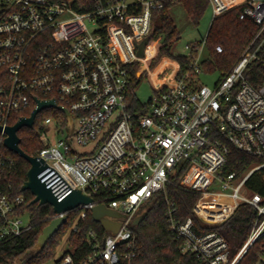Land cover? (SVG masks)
Instances as JSON below:
<instances>
[{
  "label": "built area",
  "instance_id": "built-area-1",
  "mask_svg": "<svg viewBox=\"0 0 264 264\" xmlns=\"http://www.w3.org/2000/svg\"><path fill=\"white\" fill-rule=\"evenodd\" d=\"M179 1L0 0V125L4 128L29 116L11 122L17 114L33 111L36 97L55 99L70 111L73 122L63 111L55 115V128L66 136L54 144L41 133L44 147L34 156L44 159L47 167L39 177L59 200L74 189L94 198L68 212H77L69 233L78 231L80 221L96 204L127 216L115 233L88 230L83 246H65L55 264H133L137 239L131 222L165 189L180 162L189 163L180 185L202 193L194 211L204 222L225 221L241 203L257 210L248 239L231 259L223 235L214 230L199 233L192 217L181 221L174 215L176 209H171L169 229L181 241L182 251L208 264H238L264 237V198L245 187L264 164L241 179L235 173L222 174L232 148L264 157V82L255 86L246 77L252 62L264 66L260 54L264 0H209L213 20L241 7L239 17L257 23L256 35L214 86L198 80L208 34L203 41L187 44V70L180 74L179 64L171 79L155 85L149 102L138 109L131 100L130 67L145 56H139L138 46L145 38L151 42L154 12ZM77 4L89 7L82 10ZM216 50L222 52L223 47L218 45ZM52 122L51 117L44 120ZM6 136L4 129L0 131V245L33 226L30 216L24 218L27 211L21 212L25 195L13 196L3 188L5 169L15 165L3 150ZM76 146L90 150L79 154ZM212 187L220 189L212 191ZM206 195L224 196L221 207L215 208L217 213L226 211L223 218L213 220L200 211ZM252 264H264V245Z\"/></svg>",
  "mask_w": 264,
  "mask_h": 264
},
{
  "label": "trees",
  "instance_id": "trees-1",
  "mask_svg": "<svg viewBox=\"0 0 264 264\" xmlns=\"http://www.w3.org/2000/svg\"><path fill=\"white\" fill-rule=\"evenodd\" d=\"M180 1L183 2L186 8L189 20L196 24L200 22L206 9L210 6L209 0ZM171 6L168 5L166 9L156 11L153 14L149 37L151 41L160 42V46L158 55L151 62V68H154L163 56H169L179 62L180 74H182L187 70L189 59L186 55L176 56L172 53L173 44L180 37V30L170 14ZM76 7L85 10L89 5L77 4ZM241 10V7L233 8L217 16L212 21L206 42L209 58L202 63L206 72L218 71L221 74L220 78H222L231 70L245 47L256 35L259 29L257 23L250 17L240 18ZM218 45L223 47L222 52H217L216 47ZM260 54L264 56V43ZM144 58L141 64L142 69L148 66V64L147 66L143 65L145 63ZM137 65L138 62H135L130 67L132 72L131 100L138 109H142L144 104L140 102L135 94L140 80V77L136 75ZM168 65L174 64L164 58L162 63L151 72L150 75L156 85L171 79L176 69L175 65L172 71L166 73L163 80L158 79L159 74ZM246 77L255 86L262 84L264 82V66L259 62H252L246 70ZM49 111L54 115H63L61 110L45 109L37 114L33 127L25 126L18 132L21 137V148L30 155H36L44 147L40 135L44 130V119L47 117L44 115ZM31 112L32 108L23 111L17 114L11 122H15L21 115H30ZM3 150L5 154L15 160V165L4 171L3 188L13 196L25 195L26 200L21 212L27 211L29 213L33 226L24 234L0 245V264H46L55 257L58 246L76 220L77 212L69 213L67 221L54 233L38 255L34 256L33 252L28 253L38 241L44 227L51 221L47 217H52L54 211L50 204L32 203L34 195L29 190H21L23 183L27 180V173L30 168L29 162L8 148ZM188 164V162H180L174 167L165 189L158 192L148 203L146 217L139 225L131 226L137 239V256L133 260V264H208L193 253L182 251L181 241L176 239L173 231L169 229V212L173 208L176 209L174 215L181 221L192 217L195 224L194 228L199 233L214 230L223 235L229 243L231 259L236 256L248 239L257 215L255 207L249 203H241L225 221L216 224L204 222L194 211V207L202 195L201 191L182 187L179 183ZM263 164L264 157H255L232 148L222 169V174L235 173L237 178L241 179L250 169ZM245 187L248 192L259 193L264 198V165L250 175L245 182ZM204 200L205 197L199 205L201 212ZM90 229L105 233L102 225L94 220L91 211H89L85 220L80 221L78 231L71 232V245L78 248L83 246L82 239ZM263 245L264 237L249 248L238 264H252L258 258Z\"/></svg>",
  "mask_w": 264,
  "mask_h": 264
},
{
  "label": "water",
  "instance_id": "water-1",
  "mask_svg": "<svg viewBox=\"0 0 264 264\" xmlns=\"http://www.w3.org/2000/svg\"><path fill=\"white\" fill-rule=\"evenodd\" d=\"M185 26L181 28V31L184 30ZM148 42L149 38H145L142 43L139 44V56L143 57L145 55V47ZM35 100L37 102V106L29 116H23L13 125H7L4 128L0 125V131L4 129L7 134L4 139V145L10 151L17 153L26 159L30 164V168L27 173V180L23 183L21 190H29L34 195L32 203H38L40 205L50 204L53 207L55 214H61L54 217L49 224L44 227L38 241L35 243L33 248L28 251V253L33 252L34 256L38 255L44 249L49 239L67 221L69 211L77 208L81 204L94 202V198L83 193L81 189H74L62 200H59L53 194L51 188H49L39 177V174L47 167V163L44 159H39L37 156L30 155L21 148V137L18 133L19 130L25 126L33 127L37 114L42 110L46 108H57L65 113L69 123L73 122L70 111L66 107L59 105L55 99L46 100L36 97ZM91 212L94 220L99 222L105 231L111 233H115L121 227L123 220L127 217L126 214L110 208L105 204L94 205ZM146 215L147 211L139 213L132 220L131 224L139 225Z\"/></svg>",
  "mask_w": 264,
  "mask_h": 264
},
{
  "label": "rangeland",
  "instance_id": "rangeland-1",
  "mask_svg": "<svg viewBox=\"0 0 264 264\" xmlns=\"http://www.w3.org/2000/svg\"><path fill=\"white\" fill-rule=\"evenodd\" d=\"M170 14L176 23V25L179 27L180 30V37L179 39L173 44L172 47V53L174 55H186L188 53V49H186L187 44H193L196 42L203 41L208 34L210 25L213 20V8L212 6H208V8L205 11L204 16L200 20L198 24L192 22L188 18V14L186 11V8L183 4V2L179 1L173 4L170 7ZM186 25V26H185ZM184 30L181 31V28L184 27ZM160 46V42L158 41H151L149 47L146 50L145 55V63H143L144 66H147L149 64L150 59L153 57V59L156 58L158 55V49ZM157 54V55H156ZM164 58H167L170 60L174 65L176 64V59H172L169 56H163L159 63L154 67L151 68V65L148 66V68H141L142 62L138 63L136 69H137V75L140 77L139 83L136 87L135 94L137 98L140 100L141 103L147 104L151 97L154 94V86L156 85L153 78L151 77V72L162 63ZM202 60H207L209 58L208 49L207 46H203L202 53H201ZM174 65H168L166 73L172 71L174 69ZM164 71V70H163ZM166 73H164L166 75ZM160 75V74H159ZM221 74L218 71L215 72H206L204 69L202 73L199 75L198 80L200 84H206L210 86H214L215 83L220 79ZM165 76H160L159 79H163ZM50 109V108H48ZM45 110V109H44ZM43 111V110H42ZM40 113V112H39ZM44 116L51 117L53 122L51 124H45L44 123V130L51 143H56L58 138H63L66 136L64 133H59L57 129L55 128V115L51 113L50 111L46 113ZM46 117V118H47ZM45 118V119H46ZM44 119V120H45ZM90 147H82V146H76V151L79 154H84L89 152ZM219 187H212L210 190L217 191L219 190ZM247 191V190H246ZM248 192V191H247ZM224 196H218V195H206L204 202H202V212L204 211V215L207 218L216 220L221 219L226 215V211L217 213L215 208L221 207L222 203L225 201ZM146 207L142 209L141 212L146 211ZM213 209V210H211ZM215 209V210H214ZM208 211V212H207ZM25 220H28L29 214L27 213L24 216ZM70 231V230H69ZM67 232V234L62 239L60 245L57 248V253L53 259L48 261L46 264H55L56 259L61 255L63 249L65 246H71V234ZM70 234V235H69Z\"/></svg>",
  "mask_w": 264,
  "mask_h": 264
},
{
  "label": "bare ground",
  "instance_id": "bare-ground-1",
  "mask_svg": "<svg viewBox=\"0 0 264 264\" xmlns=\"http://www.w3.org/2000/svg\"><path fill=\"white\" fill-rule=\"evenodd\" d=\"M149 45H150V43L147 44V46H146V50H147V48L149 47ZM145 55H146V52H145ZM144 57H145V56H144ZM218 196H221V195H218Z\"/></svg>",
  "mask_w": 264,
  "mask_h": 264
},
{
  "label": "crops",
  "instance_id": "crops-1",
  "mask_svg": "<svg viewBox=\"0 0 264 264\" xmlns=\"http://www.w3.org/2000/svg\"><path fill=\"white\" fill-rule=\"evenodd\" d=\"M176 68H178L179 66V63L176 61V64H175ZM148 67V66H147Z\"/></svg>",
  "mask_w": 264,
  "mask_h": 264
}]
</instances>
